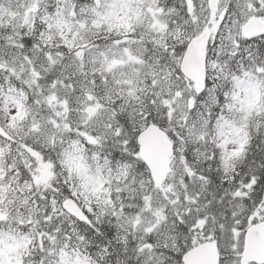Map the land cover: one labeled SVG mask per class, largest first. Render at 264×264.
Here are the masks:
<instances>
[{"label": "snow or ice", "instance_id": "obj_1", "mask_svg": "<svg viewBox=\"0 0 264 264\" xmlns=\"http://www.w3.org/2000/svg\"><path fill=\"white\" fill-rule=\"evenodd\" d=\"M0 264H264V0H0Z\"/></svg>", "mask_w": 264, "mask_h": 264}]
</instances>
